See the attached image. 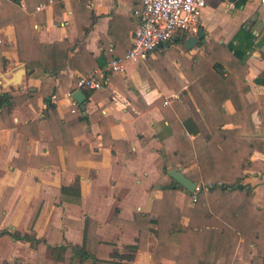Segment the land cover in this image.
I'll return each instance as SVG.
<instances>
[{
    "label": "crops",
    "instance_id": "obj_1",
    "mask_svg": "<svg viewBox=\"0 0 264 264\" xmlns=\"http://www.w3.org/2000/svg\"><path fill=\"white\" fill-rule=\"evenodd\" d=\"M231 1L232 5L226 6L225 0H205L199 15L203 35L193 46L185 47L186 35L176 31L153 47L142 62L128 60L123 69H111L104 77L101 68L89 69L99 74L100 85L80 88L82 101L73 96L71 100L67 94L75 89L74 80L81 72L65 67L61 70L64 77L54 75L56 92L49 94L54 113L47 118L43 113L47 101L36 92L46 71L40 64L27 66L16 55L12 22L16 8L29 15L34 29L30 34L38 41L66 39L72 43L67 54L84 49L95 57L106 51L122 52L131 44L137 19L133 8L140 2L0 0V92H8L12 99L8 108L0 106V229H4L0 232V261L61 264L68 250L57 251L53 242L65 239L81 244L86 227L84 242L100 259L122 264L174 263L168 254L153 261L155 235L150 229L144 245L134 247L138 229L124 219L149 210L152 198L161 195L153 159L163 153L160 138L171 129L154 99L161 96V104L169 106L165 110L171 115V99L180 96L198 128L206 129L201 113L191 106L190 93L184 85L178 86L180 78L187 81L180 57L206 65L209 61L203 45L207 40L225 42L240 25L250 29L256 43L245 55L243 75L247 80L245 96L254 104L250 111L253 126L244 133L264 136V0ZM21 66L19 80L7 79ZM222 106L227 114L232 113L228 98ZM232 125L237 124H222ZM194 163V158L184 163L174 160L167 167L183 171ZM241 170L251 200L260 205L264 151L252 149ZM185 191L182 186L175 188L178 206ZM187 219L181 214L179 222L184 225ZM11 231L41 240L34 244L31 238L13 237ZM233 257L234 264H264V251L257 250L254 239L243 235L236 239ZM196 258L188 255L187 264L195 263ZM77 261L74 257L72 263ZM82 264L91 263L87 258Z\"/></svg>",
    "mask_w": 264,
    "mask_h": 264
},
{
    "label": "trees",
    "instance_id": "obj_2",
    "mask_svg": "<svg viewBox=\"0 0 264 264\" xmlns=\"http://www.w3.org/2000/svg\"><path fill=\"white\" fill-rule=\"evenodd\" d=\"M29 19V15L16 8L12 21L16 55L27 66L40 64L46 71L36 92L47 101L43 108L47 118L54 113L53 103L49 101V94L56 92L54 75L60 79L64 77L61 70L65 67L76 68L83 75L97 66L101 68L100 76L104 77L111 71L105 67L109 58L122 54L130 46L122 52L106 51L95 57H91L84 49L67 54L71 42L66 39L38 41L30 34L34 29ZM254 36L245 25H240L225 42L207 40L203 45L204 56L209 61L206 65L186 56L180 57V68L187 81L180 78L178 86L184 85L190 93L194 102L191 106L201 113L205 130L198 128L194 115L184 106L180 96L171 99L174 110H171V115L165 110H169V106L161 104V96L154 99L171 129L169 135L160 138L163 153L153 159L159 171L157 181L161 186V195L152 198L149 210L138 211L133 218L124 221L138 229L134 247L144 245L149 229L154 232L155 247L151 255L155 262L162 254H168L174 259L173 264H187L188 255L197 257L193 264H234L233 249L239 235L254 239L257 250L264 251V192L262 202L258 205L250 198L249 184L241 180V165L249 152L252 149L264 151V136L244 133V130L253 126L250 111L254 104L245 96L247 80L243 71L247 66L245 55L256 43ZM95 75L100 80L99 74L95 72ZM178 86L177 90L180 88ZM226 98L233 106L231 114H227L222 106ZM11 103V95L0 92V106L6 109ZM227 121L237 125L222 126ZM187 132L195 135L189 137ZM192 158L195 163L182 172L196 181V188L194 191H185L183 202L178 206L174 202V193L175 188L181 185L166 172L167 165L174 160L184 163ZM181 214L188 216L184 225L179 222ZM86 220L87 217L85 223ZM3 230L0 229V232ZM85 232L86 227L81 244L65 239L58 244L53 242L52 246L57 247V251L68 250L61 264H73L74 257L78 258V264L87 258L91 264H122L91 254L86 240L84 242ZM10 233L15 238H31L34 244L41 240L28 233ZM15 263L28 264L22 260L0 261V264Z\"/></svg>",
    "mask_w": 264,
    "mask_h": 264
},
{
    "label": "built area",
    "instance_id": "obj_3",
    "mask_svg": "<svg viewBox=\"0 0 264 264\" xmlns=\"http://www.w3.org/2000/svg\"><path fill=\"white\" fill-rule=\"evenodd\" d=\"M133 8L138 22L132 30L131 44L120 55H113L105 67L121 70L126 61L142 62L149 51L167 41L176 31L184 35L195 33L199 27V15L205 0H139ZM231 6V0H225ZM39 4H37V7ZM100 80L93 72L75 78L73 88L98 87ZM72 91V90H71ZM71 91L67 94L73 100Z\"/></svg>",
    "mask_w": 264,
    "mask_h": 264
},
{
    "label": "water",
    "instance_id": "obj_4",
    "mask_svg": "<svg viewBox=\"0 0 264 264\" xmlns=\"http://www.w3.org/2000/svg\"><path fill=\"white\" fill-rule=\"evenodd\" d=\"M203 35V30L198 27L195 33L189 34L183 38V44L185 47L193 46L197 39ZM23 72V67L17 68L10 77L7 79H10V81L19 80L20 74ZM71 95L77 100L82 101L84 98V94L80 88H75ZM166 172L174 179L176 180L184 189L187 191H194L196 188V181L190 179L187 177L183 172L176 168V167H167Z\"/></svg>",
    "mask_w": 264,
    "mask_h": 264
}]
</instances>
